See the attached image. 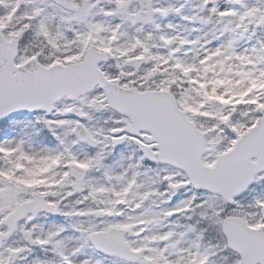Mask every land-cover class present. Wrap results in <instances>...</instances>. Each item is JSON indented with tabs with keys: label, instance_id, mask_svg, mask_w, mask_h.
I'll return each mask as SVG.
<instances>
[{
	"label": "snow or ice",
	"instance_id": "obj_1",
	"mask_svg": "<svg viewBox=\"0 0 264 264\" xmlns=\"http://www.w3.org/2000/svg\"><path fill=\"white\" fill-rule=\"evenodd\" d=\"M0 264H264V0H0Z\"/></svg>",
	"mask_w": 264,
	"mask_h": 264
}]
</instances>
